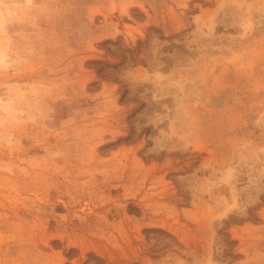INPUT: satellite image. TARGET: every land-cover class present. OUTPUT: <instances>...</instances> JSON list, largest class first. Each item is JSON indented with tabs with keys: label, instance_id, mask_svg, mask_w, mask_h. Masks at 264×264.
<instances>
[{
	"label": "rangeland",
	"instance_id": "obj_1",
	"mask_svg": "<svg viewBox=\"0 0 264 264\" xmlns=\"http://www.w3.org/2000/svg\"><path fill=\"white\" fill-rule=\"evenodd\" d=\"M0 264H264V0H0Z\"/></svg>",
	"mask_w": 264,
	"mask_h": 264
}]
</instances>
